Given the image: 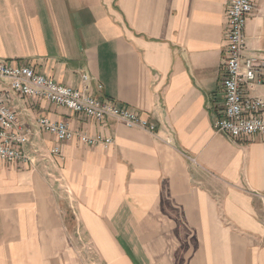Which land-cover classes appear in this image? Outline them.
<instances>
[{
	"label": "crops",
	"instance_id": "crops-1",
	"mask_svg": "<svg viewBox=\"0 0 264 264\" xmlns=\"http://www.w3.org/2000/svg\"><path fill=\"white\" fill-rule=\"evenodd\" d=\"M230 1L0 0V62L86 85L158 126L20 99L35 131L48 117L113 142L42 132L31 164L0 162V264H83L81 252L102 264H264V136L214 129ZM254 6L246 53L264 58V0ZM249 95L264 99V85Z\"/></svg>",
	"mask_w": 264,
	"mask_h": 264
},
{
	"label": "built area",
	"instance_id": "built-area-1",
	"mask_svg": "<svg viewBox=\"0 0 264 264\" xmlns=\"http://www.w3.org/2000/svg\"><path fill=\"white\" fill-rule=\"evenodd\" d=\"M254 11V0H231L227 10L221 104L214 129L232 142L264 136V99L249 95L254 87L264 85V58L246 53V24ZM82 79L86 84L88 77L84 75ZM20 99L46 100L97 122L116 120L128 128L158 134L157 124L127 106L96 98L86 85L82 90L75 89L32 66L3 61L0 62V162L6 164H31L28 154L31 137L42 132L53 136L59 144L73 139L88 147L110 146L113 142L111 138L74 130L67 122L48 117L37 120L35 131L20 120L17 106ZM60 146L51 155L61 154Z\"/></svg>",
	"mask_w": 264,
	"mask_h": 264
},
{
	"label": "rangeland",
	"instance_id": "rangeland-1",
	"mask_svg": "<svg viewBox=\"0 0 264 264\" xmlns=\"http://www.w3.org/2000/svg\"><path fill=\"white\" fill-rule=\"evenodd\" d=\"M81 243H83V241H81L80 240V242L78 243V242H76V245L78 246V247H81L80 249L81 250H84V249H86V248H84V245L83 244H81ZM87 251V250H86ZM81 262L83 263V264H102V262H101V260L99 259V257L97 256V255H95V256H90V255H88L87 253H84V252H81ZM93 257V258H92Z\"/></svg>",
	"mask_w": 264,
	"mask_h": 264
}]
</instances>
